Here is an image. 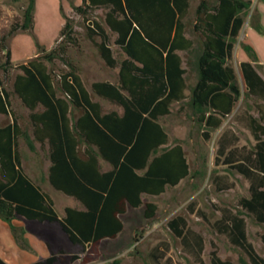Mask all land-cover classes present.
<instances>
[{
  "label": "trees",
  "instance_id": "16d2710c",
  "mask_svg": "<svg viewBox=\"0 0 264 264\" xmlns=\"http://www.w3.org/2000/svg\"><path fill=\"white\" fill-rule=\"evenodd\" d=\"M19 2L21 0H12ZM253 0H201L195 9V24L187 38L189 0H81L72 10L87 21L89 11L105 10L104 22L115 35L114 45L124 54L120 62L113 56L109 35L101 24L92 21L86 35L94 43L108 68H118L117 84L95 82L91 89L97 96L122 109L102 112L83 85L75 66L65 59L67 48L75 45V30L65 16L55 47L47 50L35 39L36 57L17 66L19 74L12 91L0 89V115L9 116L11 94L29 111L31 132L22 130L17 119L0 127V220L10 229L16 244L30 250L24 230L13 225L26 221L56 223L72 244L83 248V255H71L70 261L90 264L99 259L102 240H113L122 231L119 218L127 207H143L146 220L155 217L157 206L144 202L142 195L159 196L167 187H175L189 175L184 151L179 144L168 146V135L159 124L180 103L202 129L204 140L219 129L232 113L237 101L256 99L264 102V79L258 69V55L242 43L248 57L239 64L243 93L234 68L229 64L244 16ZM35 0H28L21 19L0 35V49L5 51L4 73L11 68L9 41L18 33L33 35ZM249 26L263 33L256 9ZM99 38V42L94 39ZM183 53V58L177 54ZM60 59L69 70L58 76L57 95L49 65ZM183 63L185 67H183ZM194 73L195 83L187 89L186 76ZM258 117L248 112L238 115L251 133L255 145L251 152L236 156L230 150L224 164L250 182L249 198L239 201L240 211L223 209L214 224L243 256L239 264H264L247 240L245 217L264 228V105L257 104ZM73 111L80 115L76 118ZM22 138L30 150L34 142L48 146V181L57 191L73 197L84 210L66 208L59 218L50 198L25 174L18 150ZM110 167L101 171L99 160ZM244 212L245 214H243ZM168 229L199 257L202 237L186 227L182 216L167 222ZM264 246V233L260 236ZM49 247V245H48ZM50 249V247H49ZM50 256L32 264H62L50 249ZM211 264H233L211 253ZM0 264H6L0 259ZM110 264H121L115 259Z\"/></svg>",
  "mask_w": 264,
  "mask_h": 264
},
{
  "label": "rangeland",
  "instance_id": "374dc122",
  "mask_svg": "<svg viewBox=\"0 0 264 264\" xmlns=\"http://www.w3.org/2000/svg\"><path fill=\"white\" fill-rule=\"evenodd\" d=\"M27 1L2 0L0 35L7 33L10 27L21 19ZM193 1L197 3V0ZM77 4L78 1L76 0H39L33 35L18 33L9 41L13 64L7 73H4L1 68L6 52L0 49V89L11 92L13 79L15 75L20 73L15 66L36 56L37 48L34 37L47 50L56 46L55 41L58 40L60 29L64 24L62 9L63 14L71 20L76 41L75 45L67 48L65 59L75 66L77 74L91 99L99 102L104 111L112 110L108 101L93 93L91 85L94 82L104 81L117 84L118 68L111 69L105 65L94 43L86 35L87 25L96 21L103 26L109 35L110 48L117 62L123 60L125 56L113 44L115 35L110 32L104 22L105 10L89 11L88 20L85 21L82 16L72 10V6ZM260 5H262L261 0L252 1L250 9L244 16L242 30L249 26L250 16L255 9L260 17L261 11L258 8ZM192 18L193 15L190 13L187 17L189 25H186L188 34H190ZM250 29L251 27L247 29V32ZM94 41L99 42V38H95ZM244 41V32L241 31L229 60V64L236 73L242 93L243 85L239 74V60L236 58V50ZM49 68L54 76L57 95L62 97L58 90V76L67 72L69 67L66 62L57 59L54 64L49 65ZM258 73L264 79V71L258 69ZM194 82L193 73L189 72L186 76L187 86L191 87ZM257 104L264 105V102L256 99L245 100L241 96L232 113L223 120L221 127L211 132L209 140H204L202 129L193 120L189 110L185 107L180 108L179 104H174L171 107V113L161 117L159 123L168 135V146L179 144L182 147L188 164L189 175L181 180L177 186L167 187L165 192L159 196H143L145 202H152L157 206L153 219L146 220L144 218L143 207L139 209L128 208L127 212L120 216L123 223L122 232L114 240H104L100 246L101 255L99 259L90 264H110L115 259L120 260L121 264H211L210 258L213 252L223 261L239 264L238 259L243 254L229 242L224 234L216 231L214 224L220 219L223 209L236 213L240 211L239 201L250 196V182L238 174L236 170L225 165L224 160L230 150H233L236 156L252 151L255 141L251 133L245 128L244 121L238 120V115L248 112L253 117H258L259 115L255 110ZM9 109L11 115H0V127L10 123L12 117H15L20 128L30 133L29 111L12 94ZM114 110L119 109L114 106ZM18 150L22 166L30 177L36 176L37 169L43 171L42 169L46 168V155L42 156L39 152L32 153L22 138L18 140ZM102 168L108 169L109 166L103 162ZM45 183L44 190L53 194L47 182ZM56 194L58 199L53 195L58 203L54 201L55 210L59 216H63L64 208L74 200L59 192ZM72 205L79 207L77 203ZM176 216H182L186 221V227L202 237L203 251L199 257L194 249L184 245L168 229L167 222ZM245 220L247 240L252 244L256 253L264 258V246L260 240L264 228L257 226L251 217L246 216ZM46 231L51 233L45 227L40 228V232ZM59 241L61 242V240ZM61 245L67 252L60 256L62 264H80L79 260L71 262L70 256L82 257L83 250L80 247L69 249L64 242H61Z\"/></svg>",
  "mask_w": 264,
  "mask_h": 264
},
{
  "label": "crops",
  "instance_id": "0c3cea01",
  "mask_svg": "<svg viewBox=\"0 0 264 264\" xmlns=\"http://www.w3.org/2000/svg\"><path fill=\"white\" fill-rule=\"evenodd\" d=\"M76 1H78V4L76 6H79L81 4V0H76ZM200 1L201 0H197V3H194L193 0H189V9H188L187 17H188V15L190 13L193 15V18H192V21H191V26L195 24L194 12H195L196 7L200 3ZM261 1H262V5L258 6V8H260V11H261L260 12V24L263 27V33H258L253 28H251L249 30V32H247V29L250 28V26H248L246 29L241 30V31L244 32V40H245L244 43L245 44H248V45H250L251 47L254 48V50L256 51V53L258 55L259 65H264V0H261ZM38 4H39V0H35L34 25L36 24L35 16L37 14ZM1 6H2V0H0V8H1ZM187 17L184 19V22H185L186 25H189L187 23ZM185 36L187 38H190L191 37V34H188L186 32L185 33ZM113 44H114V41H113ZM177 54L183 58V53L182 52H177ZM34 57H36V56H34ZM34 57H32V58H34ZM236 58L239 60V64L241 62H247L248 61V57H247L246 53L241 49L240 46L236 50ZM29 59H31V58H29ZM11 63H12V55H11ZM182 66L185 67V64L183 63ZM193 76H194V73H193ZM194 78H195V76H194ZM104 82H109V81H104ZM109 83L114 84V82H109ZM188 88L189 87L187 86V89L184 91V94L186 96L189 95ZM97 97H99V96H97ZM99 98H101V97H99ZM101 99H103V98H101ZM103 100H105V99H103ZM105 101H107V100H105ZM93 102H97V101H93ZM97 103H99V102H97ZM109 103L112 106V110H110V111H104L103 108H102V112L103 113H107V112H111V111H116L118 114H122V109L120 107L114 105L111 102H109ZM174 104H179V106L181 105L178 102H175ZM174 104H172V106ZM100 106L102 107L101 104H100ZM114 106H116L119 110H114ZM73 114H74V116L76 118L80 115V113L77 112V111H73ZM193 120H194V118H193ZM33 145H34V149L31 150L32 153L39 152V153H41L42 156L43 155H46V159H47L46 160V163H47V166H46L45 169H42L43 171H41L40 169H37V172H36V176L35 177H30L25 172L23 166H22V168H23L25 174L32 180V182L37 187H39V189L41 190V192L44 193L45 195H47L50 198V200L53 202V208L55 210L54 203L56 201H55L53 195L56 196L57 195L56 192H59V191L55 190L50 185V183L48 181V168L50 166V162H49V160L47 158L48 146L45 144L43 147H41L40 144L37 143V142H34ZM99 163H100L101 171L102 172L103 171H107V170L110 169V167L108 169H103L102 168L103 161L101 159L99 160ZM21 165H22V161H21ZM45 182H47L48 187L52 190L53 194H50V193H48V192H46L44 190V186L46 184ZM59 193H61V192H59ZM61 194H63V193H61ZM63 195L64 196H67L65 194H63ZM143 196H148V195L143 194L142 195V200H143ZM67 197L73 199L74 201L72 203L68 204V206H66L64 208V211H65L66 208H73V209H77V210H80V211L84 210V208L80 204V202H78L77 200H75L73 197H70V196H67ZM152 197H156V196H152ZM57 199H58V197H57ZM73 203H77L79 205V207H74L72 205ZM60 204H61V202H60ZM128 208H130V207H127V209ZM55 212H56V210H55ZM126 212H127V210H126ZM56 213H57V215H58L59 218H63L64 217V213H63V216H59L58 212H56ZM120 216H119V218H120ZM120 220H121V218H120ZM121 222H122V220H121ZM12 223H13L14 226L19 227V228H22L24 230V238L27 241V243H28V245L30 247V250H23V249H21L16 244V242L14 241V239L12 237V234L10 232L9 226L5 222H3V221L0 220V259H2L6 264H32V263H35V262L44 260V259H46V258H48L50 256V253H51L50 252V249H51V251H53L55 253H58V252L62 251L64 253V255H65L67 252H66L65 248L61 245V242H64L65 245H67V247L69 249H71L73 247H80L83 250L82 246H80L78 244H72L69 241V239L66 236V234L60 229V227L56 223H47V222H38V221H26L22 217H19V218L13 220ZM122 225H123V223H122ZM41 227H45V228L49 229L51 231V233H49L47 231L46 232H40V228ZM122 230H123V228H122ZM52 231H53V233H52ZM117 236H116V238H117ZM59 240H61V242ZM105 240H110V239H105ZM103 241L104 240L101 241L100 246H101V244H102ZM48 245H49L50 249H49ZM100 246H99V251H100ZM59 259H60V261L62 263V258H60V256H59Z\"/></svg>",
  "mask_w": 264,
  "mask_h": 264
}]
</instances>
